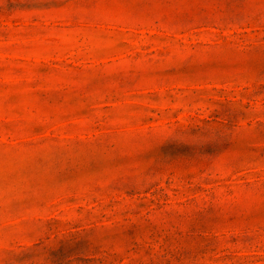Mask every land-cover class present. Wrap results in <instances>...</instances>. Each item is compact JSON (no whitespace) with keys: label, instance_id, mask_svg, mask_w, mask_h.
Wrapping results in <instances>:
<instances>
[{"label":"rangeland","instance_id":"374dc122","mask_svg":"<svg viewBox=\"0 0 264 264\" xmlns=\"http://www.w3.org/2000/svg\"><path fill=\"white\" fill-rule=\"evenodd\" d=\"M0 264H264V0H0Z\"/></svg>","mask_w":264,"mask_h":264}]
</instances>
